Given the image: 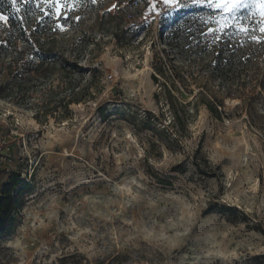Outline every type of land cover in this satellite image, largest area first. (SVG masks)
I'll return each mask as SVG.
<instances>
[{"label": "rangeland", "instance_id": "obj_1", "mask_svg": "<svg viewBox=\"0 0 264 264\" xmlns=\"http://www.w3.org/2000/svg\"><path fill=\"white\" fill-rule=\"evenodd\" d=\"M113 4L83 0L55 23L65 41L95 47L80 61L100 69L88 102L67 107L61 64L51 62L55 71L44 78L24 43L0 40L8 95L0 96V135L11 153L0 195L15 202L0 230V264H264L263 105L253 112L261 124L231 98V118L201 106L178 124L165 89L172 82L157 72L161 15L146 0H124L121 7L133 5L124 25L139 15L149 27L121 45L97 31L98 12L118 14ZM19 7L23 21L46 17L35 4ZM251 19L259 16L248 11ZM172 97L179 109L181 98L192 99L175 88ZM37 110H47L46 121Z\"/></svg>", "mask_w": 264, "mask_h": 264}, {"label": "trees", "instance_id": "obj_2", "mask_svg": "<svg viewBox=\"0 0 264 264\" xmlns=\"http://www.w3.org/2000/svg\"><path fill=\"white\" fill-rule=\"evenodd\" d=\"M116 1L117 15L111 13L109 9H105L102 14L97 13L96 24L99 26L97 31L98 34L110 36L123 45L137 38L141 32H145L149 24L137 22L136 17L139 16L137 15L132 24L128 27L124 25L128 24L127 17H132L131 13L125 15L124 11L126 7L131 8L133 5L126 4L121 7L124 0ZM188 2L190 6L187 8L172 12L170 15H161L158 23V39L163 45L165 55L160 60L157 72L172 82L171 84L166 82L165 89L170 97L168 103L174 112L176 122L184 126L185 116L189 115L190 111L197 112L201 106L219 120L231 118L225 105L226 99L231 98L239 100L237 110L256 117L258 120H254L261 124L264 116L259 119L261 116L257 117L258 114L253 115V112L259 100L264 109V36L258 35L257 30L248 35L238 31L242 26L256 28V22L253 19L247 21L248 11L243 10L238 15V20L219 33L221 38L217 40L209 34L208 28L216 29L215 22L209 17H218V11L206 6L191 5V0ZM0 14L9 18L6 23L0 21V40L3 43L12 41L24 43L32 57L39 61L33 69L34 72L46 78L47 74L50 73L51 76L55 71V67L49 66L51 62L55 65L61 64L59 71L67 81L69 92L65 96L67 107L94 98V88L100 90V69L97 67L84 69L80 61L86 56L93 55L95 47L90 49L88 43L81 41L75 43L72 41L74 37H68L65 41L67 35L57 26L55 28L58 21H55L54 17H45L37 24L23 21L9 0H0ZM63 21L66 22L68 19ZM253 35L259 39H251ZM99 43L96 41L95 45ZM18 56L21 57V54ZM167 60L170 63L168 68ZM88 72L89 77H85ZM154 80L156 82L159 80L156 75ZM174 88L181 96L184 93L192 98L191 100L181 98L179 104L183 109H179L172 99ZM4 89L5 85H0V96L7 97ZM47 115V110L42 113L37 110L36 119L40 122L46 121ZM178 170L186 172L183 167H178ZM8 193L7 191L0 195V230L14 210L15 202Z\"/></svg>", "mask_w": 264, "mask_h": 264}, {"label": "snow or ice", "instance_id": "obj_3", "mask_svg": "<svg viewBox=\"0 0 264 264\" xmlns=\"http://www.w3.org/2000/svg\"><path fill=\"white\" fill-rule=\"evenodd\" d=\"M146 2L149 12H156L157 16L170 15L172 12L190 6L188 0H146ZM9 3L17 13L21 11L20 4H35V7L40 9L44 16L54 17L59 21L69 19V13L74 12L76 7L83 3V0H9ZM91 3L95 4L97 0H91ZM158 5L160 6L159 10ZM191 5L206 6L220 13L219 18L209 17L218 25L216 29L208 28L209 34L217 40L221 38L219 33L231 26L230 21L239 19L236 14L241 9H247L251 17L259 16V20L256 21V28L242 26L238 28V31L248 35L250 32L258 30L264 34V0H191ZM116 7V4L112 5L113 9ZM8 19L7 16L0 14V21L8 22ZM76 19L79 20L80 17L77 16ZM57 28L62 30L63 25L57 23ZM251 39L258 40L259 38L253 35Z\"/></svg>", "mask_w": 264, "mask_h": 264}, {"label": "built area", "instance_id": "obj_4", "mask_svg": "<svg viewBox=\"0 0 264 264\" xmlns=\"http://www.w3.org/2000/svg\"><path fill=\"white\" fill-rule=\"evenodd\" d=\"M11 159V153L6 139L0 135V169H3Z\"/></svg>", "mask_w": 264, "mask_h": 264}]
</instances>
